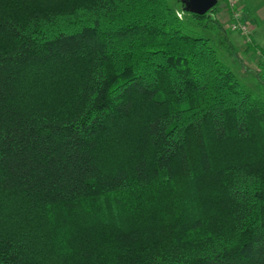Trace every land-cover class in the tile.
Segmentation results:
<instances>
[{
	"label": "trees",
	"instance_id": "16d2710c",
	"mask_svg": "<svg viewBox=\"0 0 264 264\" xmlns=\"http://www.w3.org/2000/svg\"><path fill=\"white\" fill-rule=\"evenodd\" d=\"M177 12L0 0V264H264V88Z\"/></svg>",
	"mask_w": 264,
	"mask_h": 264
},
{
	"label": "rangeland",
	"instance_id": "374dc122",
	"mask_svg": "<svg viewBox=\"0 0 264 264\" xmlns=\"http://www.w3.org/2000/svg\"><path fill=\"white\" fill-rule=\"evenodd\" d=\"M167 1L169 5L172 6V8L178 11L177 14L181 16L182 15L181 12L183 10V4L181 0H167ZM219 1L220 0H218V2ZM235 2L237 3V0H235ZM209 12L210 10L208 11V13ZM205 18L207 17H203L202 19H197L196 17H193L190 13H183L182 15L183 30L192 35H201V36L209 37L210 42L218 50L220 58L223 59L229 65V67L234 71V73L240 79V81L244 83L246 87H251L252 89L254 88L255 91H257L256 89L258 88V91L262 92V89L264 88V83L258 80L254 72V68H257L255 57L252 55H250L249 57L247 56L243 57L242 55H238L234 53L235 48L232 47L230 48L229 47L230 45H228L227 42L221 39L222 30L221 27H219V25L214 22L213 13L210 15V19L207 20ZM230 20L231 19H229L228 22L225 23L226 26L229 25ZM227 28L229 30H232L229 28V26ZM251 44H253V42Z\"/></svg>",
	"mask_w": 264,
	"mask_h": 264
},
{
	"label": "crops",
	"instance_id": "0c3cea01",
	"mask_svg": "<svg viewBox=\"0 0 264 264\" xmlns=\"http://www.w3.org/2000/svg\"><path fill=\"white\" fill-rule=\"evenodd\" d=\"M237 3L243 15L252 22L253 44L246 46L241 35L233 30H228L224 38L230 47L235 48L234 53L243 57L252 55L257 64L261 59L264 60V0H237ZM229 12L226 0H220L218 10L213 16L225 24L230 19ZM260 50H262V54Z\"/></svg>",
	"mask_w": 264,
	"mask_h": 264
},
{
	"label": "built area",
	"instance_id": "2783aa9c",
	"mask_svg": "<svg viewBox=\"0 0 264 264\" xmlns=\"http://www.w3.org/2000/svg\"><path fill=\"white\" fill-rule=\"evenodd\" d=\"M229 13L231 20L229 22V28L233 31L238 32L242 37L245 43H252L253 35V25L252 22L247 19L244 15L235 0H227Z\"/></svg>",
	"mask_w": 264,
	"mask_h": 264
},
{
	"label": "water",
	"instance_id": "95a60500",
	"mask_svg": "<svg viewBox=\"0 0 264 264\" xmlns=\"http://www.w3.org/2000/svg\"><path fill=\"white\" fill-rule=\"evenodd\" d=\"M217 1L218 0H181L183 9L197 14L207 12Z\"/></svg>",
	"mask_w": 264,
	"mask_h": 264
}]
</instances>
